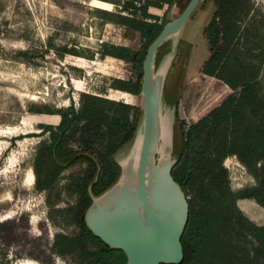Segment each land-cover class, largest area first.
Listing matches in <instances>:
<instances>
[{
    "label": "rangeland",
    "instance_id": "374dc122",
    "mask_svg": "<svg viewBox=\"0 0 264 264\" xmlns=\"http://www.w3.org/2000/svg\"><path fill=\"white\" fill-rule=\"evenodd\" d=\"M93 1L0 0V264H80L54 252L52 245L59 233H78L64 211L77 200L74 182L85 165L67 167L50 190H38L33 172L37 150L48 142L62 113L80 111L85 96L141 106L140 96L112 88L117 81L135 82L139 70L105 54L113 47L134 53L144 40L115 22L117 15L128 16L124 0H98L106 4L103 8ZM250 2L264 21V0ZM167 9L150 7L147 12L161 19ZM213 11V4L205 6L201 0L181 31L169 74L171 80L184 75L177 117L185 129L233 93L200 72L210 54L203 30ZM69 147L80 149L75 141ZM223 166L232 191L255 184L235 157ZM236 205L254 224L264 225V209L258 204L246 209L238 200Z\"/></svg>",
    "mask_w": 264,
    "mask_h": 264
},
{
    "label": "trees",
    "instance_id": "16d2710c",
    "mask_svg": "<svg viewBox=\"0 0 264 264\" xmlns=\"http://www.w3.org/2000/svg\"><path fill=\"white\" fill-rule=\"evenodd\" d=\"M173 2L124 0L128 16L117 15L115 22L138 32L144 44L134 53L113 47L105 54L139 70L135 82L117 81L112 88L140 96L147 48L162 31ZM187 2L181 0L182 7ZM204 4H213L214 11L203 30L210 54L200 72L233 93L187 129L178 119L182 152L172 177L189 204L181 264H264V225L254 224L236 205L238 200L251 199L264 209V21L254 14L250 0H204ZM164 5L168 9L161 19L147 12ZM248 19L251 23L246 25ZM72 112L61 114L48 142L39 146L33 165L38 190H50L67 167L85 165L74 182L77 200L64 211L78 233L55 235L52 250L80 264H126L122 251L110 249L92 235L84 216L91 204L88 186L98 169L92 187L95 196L118 179L120 169L113 156L132 139L140 107L85 96L80 111ZM72 141L80 149H71ZM232 156L252 176L253 186L236 192L230 189L223 163Z\"/></svg>",
    "mask_w": 264,
    "mask_h": 264
},
{
    "label": "water",
    "instance_id": "95a60500",
    "mask_svg": "<svg viewBox=\"0 0 264 264\" xmlns=\"http://www.w3.org/2000/svg\"><path fill=\"white\" fill-rule=\"evenodd\" d=\"M201 0H174L164 27L149 45L142 64L141 106L132 139L113 156L120 173L98 196L88 186L91 204L84 222L92 235L126 264H181V238L189 204L172 170L182 152L177 105L184 75L169 79L181 31Z\"/></svg>",
    "mask_w": 264,
    "mask_h": 264
},
{
    "label": "bare ground",
    "instance_id": "6f19581e",
    "mask_svg": "<svg viewBox=\"0 0 264 264\" xmlns=\"http://www.w3.org/2000/svg\"><path fill=\"white\" fill-rule=\"evenodd\" d=\"M94 6H98L99 8L100 7H102V6H104V5H106L105 3H103V2H100V1H98V0H94L93 1V3H92ZM108 4V3H107ZM103 8V7H102ZM78 62H80L79 60H78ZM117 92H120V91H117ZM121 93V95H125L126 93L125 92H120ZM121 97V96H120ZM120 97L118 98H116V97H112V99H114V100H118V99H120ZM122 98V97H121ZM32 179V175L31 174H29V177H28V180H31ZM28 264H34V263H31V262H28Z\"/></svg>",
    "mask_w": 264,
    "mask_h": 264
},
{
    "label": "crops",
    "instance_id": "0c3cea01",
    "mask_svg": "<svg viewBox=\"0 0 264 264\" xmlns=\"http://www.w3.org/2000/svg\"><path fill=\"white\" fill-rule=\"evenodd\" d=\"M240 204H242L243 207H245L246 209H252L253 208V204H256L253 200L250 199H244V200H239Z\"/></svg>",
    "mask_w": 264,
    "mask_h": 264
}]
</instances>
